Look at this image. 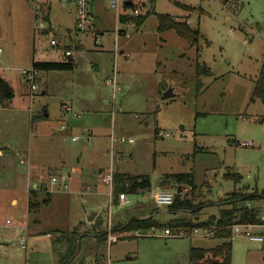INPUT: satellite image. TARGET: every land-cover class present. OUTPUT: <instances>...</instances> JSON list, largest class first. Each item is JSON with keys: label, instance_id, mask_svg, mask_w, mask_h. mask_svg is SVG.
<instances>
[{"label": "rangeland", "instance_id": "374dc122", "mask_svg": "<svg viewBox=\"0 0 264 264\" xmlns=\"http://www.w3.org/2000/svg\"><path fill=\"white\" fill-rule=\"evenodd\" d=\"M132 1L142 12H154L126 35H116L112 30L114 10L107 0H101L105 12L101 28L109 26L113 32L105 33L99 46L86 37L85 48H71L73 70L39 71L29 103L21 69L31 67L33 60L60 59L62 53L50 45V39L58 34L65 43V31L73 26V2L0 0V76L14 89V97L0 106V145L9 146L5 153L13 166H19L17 170L22 167L18 161L24 153L31 156L32 163L50 153L55 158L46 173L59 174L64 161V173L70 167H80L74 180L77 188L86 183L92 186L90 193L78 194L68 180L66 189H58L66 197L61 194L57 206L48 207L38 222L42 233L29 235L25 226L15 224L16 204L10 201L13 196L25 199L24 188L0 172V225L11 218L15 226L0 227V264H55L51 234L72 229L76 218L84 219L77 226L86 236L74 264H192L190 248L213 246L212 234L164 236L160 226L137 235L117 227L140 209L167 210L166 205L151 200L150 193L156 188L176 191L178 186L182 196L203 203L197 219L217 214L215 204L233 190L264 188V122L252 118L264 114V104L250 101L264 58V0ZM158 13L198 28V42L190 46L172 29L158 32ZM44 14L50 21L47 33L34 28ZM115 42L129 56L118 57L119 90L113 93L104 80L112 70ZM197 59L211 70V75L201 77L204 87L200 93L195 87ZM169 89L173 95L162 98ZM67 102L69 111L62 109ZM61 125L66 129H60ZM73 136L79 139L74 141ZM122 137L133 141L122 142ZM84 171L87 174L81 173ZM110 171L148 174L149 191L129 193L126 205L119 203L113 192L110 204L107 185L99 179ZM189 171L194 174L193 186L161 181L167 173ZM226 171L237 172L239 180L223 177ZM97 181L101 182V194H93L98 192ZM36 192L44 191L28 192L25 204L28 202L29 215L23 213L22 222H31ZM250 204L264 215V199ZM179 215L182 213L161 212L155 219L163 224ZM109 217L115 240L109 238ZM254 225L250 228L254 235L264 233V226ZM103 231H107L106 241L98 244ZM19 235H25L26 248L17 241ZM262 243L249 240L245 228L241 229L232 238L230 264H264Z\"/></svg>", "mask_w": 264, "mask_h": 264}, {"label": "trees", "instance_id": "16d2710c", "mask_svg": "<svg viewBox=\"0 0 264 264\" xmlns=\"http://www.w3.org/2000/svg\"><path fill=\"white\" fill-rule=\"evenodd\" d=\"M154 12L152 9H147L141 13L137 19V25L144 22L146 17ZM158 32L162 33L166 30L172 29L174 32L187 40L190 46L196 44L199 40L200 33L198 28L191 27L186 20H178L170 14L158 13L156 14ZM43 19L48 23L44 29H38L41 33H47L50 30V21L48 15L44 14ZM72 44V45H71ZM77 42L68 43L66 48L74 50L79 49ZM73 51L70 55L62 53L58 60H33L32 67L38 71L48 70H73L75 63L73 61ZM195 87L196 91L200 93L204 87L201 80L202 76L211 75L210 68L204 63L195 61ZM14 97V89L12 86L0 76V106L5 104ZM260 100L264 104V58H262V65L259 70L258 76L253 82V89L250 101ZM43 116H46L44 111ZM33 118V117H32ZM36 116H34L33 120ZM256 121L264 122V114L252 117ZM34 122V121H33ZM113 186L112 192L118 198L119 192L129 193H143L149 191L150 179L148 174H128L127 172L112 171ZM223 177L238 181L240 175L237 172L226 171ZM161 181H173L177 185L194 184V174L192 171L167 173L163 176ZM174 196L172 204L167 206L169 213H182L180 216L170 218L165 223H160L158 220L150 217H136L133 216L122 225L117 227L120 231H141L146 232L149 229L164 227L171 230L187 229L191 230L195 227H212L215 229L213 236L219 242L210 248L205 247H191L189 250V261L192 264H230L231 249H232V225L235 223L254 224L260 222L262 214L257 206L250 204L251 201L264 199V188L254 189L247 192L244 189L233 190L229 193L228 197L220 202L218 213L211 214L205 219H197L195 216L203 203L196 202L192 197L182 196L181 191H177ZM33 193V191H30ZM36 194V193H34ZM33 194V195H34ZM102 240L98 244H103L106 241L107 231L100 232ZM86 235L80 231L78 226L69 230H54L51 234L52 251L55 255V264H74V261L81 251V244ZM96 264V262H95Z\"/></svg>", "mask_w": 264, "mask_h": 264}, {"label": "built area", "instance_id": "2783aa9c", "mask_svg": "<svg viewBox=\"0 0 264 264\" xmlns=\"http://www.w3.org/2000/svg\"><path fill=\"white\" fill-rule=\"evenodd\" d=\"M74 3V29L76 34L83 38H90L92 43L95 46H99L102 44V36H104L103 28L100 27V24H98V18L97 13L95 10V2L97 0H72ZM127 0H107L108 5L114 10V17H116L115 21V29L113 28V31H115V34H123L126 35L128 33V30L133 28L137 25V19L142 13V10L137 4H135L132 0L130 4L126 3ZM37 16V13H36ZM48 23L42 19L39 22H36L35 29H44L47 27ZM133 26V27H132ZM50 45L54 48H56L58 51L63 53L64 55H70L71 50L69 48H66L67 43L62 42V39L60 37L52 36L50 39ZM113 52V65L112 70L109 76L106 77L104 80V83L112 87L113 93H116L119 90L118 86V77H119V70H118V57L122 55L123 57L128 56V53L123 50H119L117 47V44L115 42V47L112 49ZM38 70L34 67L29 68H23L21 69V74L26 79V84L29 89V96L32 100L34 96V91L37 88V78H38ZM62 109L69 111L71 110V107L69 105V102L62 104ZM60 129H66L65 125H61ZM160 135H163L162 132H160ZM87 139L90 140L91 135L90 132L87 135ZM79 139L78 136H73L72 140L77 141ZM127 140L129 143H131L133 140L131 138L125 139L124 137L121 138V141ZM246 144V142H244ZM19 162L21 164H29V155L24 153L23 157L19 158ZM103 181L107 184L109 191V202L111 204L112 201V186H113V177H112V171L107 172L102 177ZM67 176L65 174H52L49 176L48 179H29L27 184V191H54L58 189H62V187H68L67 185ZM59 182H61L59 184ZM91 185H86L84 189L78 190V194H88L90 193ZM175 191H172L170 189H163V188H156L150 193L151 199L160 205H170L172 204L175 196ZM118 201L121 204H124L127 202V193L126 192H119L118 193ZM262 219H264V215L261 216ZM109 227L108 232L110 234V217H109ZM256 224V223H254ZM254 224H243V223H235L232 225V235L239 234L241 232V229L245 228V233L248 236L249 240L256 241V242H262L264 241V233H261L259 235H254L253 231L250 229L252 225ZM254 226H264V221L262 223H257ZM1 229L6 228H12L14 227V224L12 223L11 218H6L4 222L0 225ZM154 228H152L153 230ZM215 232V229L212 227H195L191 230L187 229H176L171 230L169 228L163 229V235L164 236H200V237H207L209 235H213ZM137 235L146 233L141 231H136ZM145 235V234H144ZM232 236V237H233ZM109 238L111 240H115L116 236H113L110 234ZM17 241L19 242L20 246L22 248H26L25 245V235H19Z\"/></svg>", "mask_w": 264, "mask_h": 264}, {"label": "crops", "instance_id": "0c3cea01", "mask_svg": "<svg viewBox=\"0 0 264 264\" xmlns=\"http://www.w3.org/2000/svg\"><path fill=\"white\" fill-rule=\"evenodd\" d=\"M95 4H96L95 5V10H96V13H97V18H98V21L100 22V27H101L103 14L105 12L100 7L101 0H97L95 2ZM70 10L72 11V14H73V26H72L71 29L67 28L66 31H65V33H66L65 34V36H66L65 43H70V42L75 43V42H77V44L80 46L79 49H83V48H85V38H83V37L81 38V36L78 37L79 35L76 34L75 29H74V3H73L72 8ZM108 27H106V29H103V33L104 34L105 33L106 34H111L113 32L112 31L113 29L112 30L110 28L108 29ZM53 36L60 37L58 34L57 35L55 34ZM128 56H129V54H128ZM3 78L5 79V77H3ZM6 81L9 83L8 80H6ZM12 88H13V86H12ZM26 96L29 99V103H31L33 99L32 100L30 99L28 87H27V91H26ZM46 116H47V113H46ZM9 149H10L9 146H7L6 144L0 145V159H1L0 172L1 173L4 172V173L8 174V177L12 178V183H13V181L17 185H18V183H21V186H23V188H24L23 192H24V196H25V199H23L24 197L17 198V196H13V198L10 199V201H12V202L14 201L15 204H16L13 207L14 208V212H15V213H13V215L15 217V220L14 219L13 220L15 221V224L17 226H21V227L25 226L24 228H25L27 234H29V235H31L32 232H34L35 234L42 233V230L39 228L40 226H39L38 222L41 221V219L43 218V216L45 214L44 212H45V210L48 207L57 206V204L60 202V197L59 196H61V194L63 195L62 197H66V194H65L64 191L58 190V191H49V192H40V193L36 192V194H34V202H35V207L36 208L34 209L35 211H34V213L32 215L31 222L30 223L27 222L26 219H25L24 222H22L23 219H21V218L23 217L22 216L23 213H24L25 216L29 215L28 209L26 208V207H28V202H26V204H25V201L28 198V191H27L28 180L29 179H38V180L39 179H47V177L52 175V174L46 173L45 172L46 171L45 168L48 167V166H52L53 165L54 159H52V158H55V155L54 154H50V153H47L45 155L43 154L42 156H39L37 158L36 162H34V163H32L31 156H30L29 157V164H22L23 168L20 167V170H17V167H19V166H16V167L13 166L12 160L9 157L6 156L7 153H5V152L9 151ZM19 164H21V163L19 162ZM64 166H65V162L61 161L60 162V167L61 168H60V172H58V173L59 174H65L67 176V180H66L67 181V185H68V180H69V182H70L69 185L75 188V192L76 193L78 192V189L81 190V189H84L86 187V185H90V184L86 183L84 188H81V189L77 188V185L75 184L74 180H75L76 176L78 175V169H80V167H70V171H67V173H64V170H63ZM81 173H85V171L81 172ZM85 174H87V173H85ZM102 175H101V177H99V179L101 181H103L101 179ZM31 177H33V178H31ZM12 183L10 185H12ZM97 184L99 186L95 187L96 188L95 191H98V192H94L93 194H98V193H100L99 191H101L100 190L101 182L97 181ZM106 188H107V194H108L109 188H108V186ZM90 191H92V186H91V190ZM26 195H27V198H26ZM127 196H128V194H127ZM127 203H128V197H127V202L124 203L123 205H126ZM66 205H67V202H66ZM68 205H69V203H68ZM215 205H217V207L219 208L220 203H217ZM23 207L26 208L28 214L24 211ZM144 209H146V208L140 209L137 212V214H135L134 216L141 217V218L153 216V218H155V215H157V213L164 212L165 214H170L169 211L162 210V209H156L154 212H148V211H146ZM94 215H95V212H94ZM76 219H77L76 222H75L76 224H74L73 227L77 226V224L80 221L84 220V219H81V218H76ZM17 220H18V222H17ZM212 237L215 238L214 236H212ZM217 240L218 239L215 238V242H214L213 246H211V247H214L219 242V240L218 241ZM50 242H51V237H50ZM1 243H2V241L0 240V244ZM262 244H264V243H262ZM262 244H260V247H264V245H262ZM197 247H205V246H197ZM206 248H210V247H206Z\"/></svg>", "mask_w": 264, "mask_h": 264}, {"label": "water", "instance_id": "95a60500", "mask_svg": "<svg viewBox=\"0 0 264 264\" xmlns=\"http://www.w3.org/2000/svg\"><path fill=\"white\" fill-rule=\"evenodd\" d=\"M127 4H130L131 3V0H127L126 1ZM173 95L172 94V90L169 89L167 92L164 93V95L162 96V98H167L169 96ZM94 216V213H92L90 216H88L87 220H91Z\"/></svg>", "mask_w": 264, "mask_h": 264}]
</instances>
